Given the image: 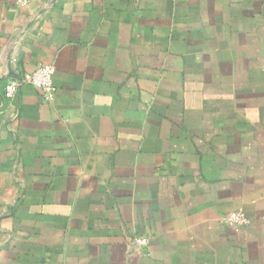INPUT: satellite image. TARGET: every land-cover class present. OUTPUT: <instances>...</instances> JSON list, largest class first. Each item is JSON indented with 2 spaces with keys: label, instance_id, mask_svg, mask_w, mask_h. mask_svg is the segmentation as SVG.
<instances>
[{
  "label": "crops",
  "instance_id": "0c3cea01",
  "mask_svg": "<svg viewBox=\"0 0 264 264\" xmlns=\"http://www.w3.org/2000/svg\"><path fill=\"white\" fill-rule=\"evenodd\" d=\"M0 264H264V0H0Z\"/></svg>",
  "mask_w": 264,
  "mask_h": 264
},
{
  "label": "built area",
  "instance_id": "2783aa9c",
  "mask_svg": "<svg viewBox=\"0 0 264 264\" xmlns=\"http://www.w3.org/2000/svg\"><path fill=\"white\" fill-rule=\"evenodd\" d=\"M34 1L18 0V4L24 8ZM54 72V67L42 66L34 72L23 73L19 76L8 78L3 89V96L8 100H12L16 97L22 86H30L41 92L45 102L51 103L56 94V88L53 85ZM223 222L227 227L233 229H239L249 225V221L242 210L232 212L223 217ZM133 245L143 251L149 247V240L138 237L133 240Z\"/></svg>",
  "mask_w": 264,
  "mask_h": 264
}]
</instances>
